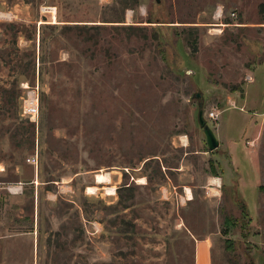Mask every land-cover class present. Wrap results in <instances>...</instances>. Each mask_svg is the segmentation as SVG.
Here are the masks:
<instances>
[{
  "label": "rangeland",
  "instance_id": "1",
  "mask_svg": "<svg viewBox=\"0 0 264 264\" xmlns=\"http://www.w3.org/2000/svg\"><path fill=\"white\" fill-rule=\"evenodd\" d=\"M0 264H264V0H0Z\"/></svg>",
  "mask_w": 264,
  "mask_h": 264
},
{
  "label": "built area",
  "instance_id": "2",
  "mask_svg": "<svg viewBox=\"0 0 264 264\" xmlns=\"http://www.w3.org/2000/svg\"><path fill=\"white\" fill-rule=\"evenodd\" d=\"M22 116L29 120H34L38 116V100L36 92L32 89L27 92L26 97L23 99ZM209 118L215 119L216 116L214 113H210Z\"/></svg>",
  "mask_w": 264,
  "mask_h": 264
},
{
  "label": "water",
  "instance_id": "3",
  "mask_svg": "<svg viewBox=\"0 0 264 264\" xmlns=\"http://www.w3.org/2000/svg\"><path fill=\"white\" fill-rule=\"evenodd\" d=\"M198 124L202 128L203 134L205 136L206 146L209 151H214L219 147V142L215 137L213 131L209 128V126L205 123L202 117V113L199 112L198 114ZM202 260L204 263H207V254L203 252L201 255Z\"/></svg>",
  "mask_w": 264,
  "mask_h": 264
},
{
  "label": "bare ground",
  "instance_id": "4",
  "mask_svg": "<svg viewBox=\"0 0 264 264\" xmlns=\"http://www.w3.org/2000/svg\"><path fill=\"white\" fill-rule=\"evenodd\" d=\"M109 177H110L109 173H104V172L101 171V172H99V173H97L95 175V178H94L95 179V183L97 185H102V184L108 185L109 182H110V178ZM96 190H97L96 187H88L86 189V192H87V194H90V195L93 196V194L96 193L95 192ZM104 191H105L106 195H109V196L114 194V188H111V187H109V188L105 187ZM186 192H188V191H186ZM188 193H187V197H189Z\"/></svg>",
  "mask_w": 264,
  "mask_h": 264
},
{
  "label": "crops",
  "instance_id": "5",
  "mask_svg": "<svg viewBox=\"0 0 264 264\" xmlns=\"http://www.w3.org/2000/svg\"><path fill=\"white\" fill-rule=\"evenodd\" d=\"M254 162V161H253ZM256 163V164H255ZM254 167H255V169L258 171V174H259V168H258V164H257V162H254ZM110 178V177H109Z\"/></svg>",
  "mask_w": 264,
  "mask_h": 264
}]
</instances>
